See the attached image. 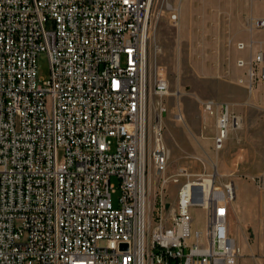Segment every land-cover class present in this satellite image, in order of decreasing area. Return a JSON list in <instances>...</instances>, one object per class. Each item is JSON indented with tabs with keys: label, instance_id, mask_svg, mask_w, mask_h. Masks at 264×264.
<instances>
[{
	"label": "built area",
	"instance_id": "obj_1",
	"mask_svg": "<svg viewBox=\"0 0 264 264\" xmlns=\"http://www.w3.org/2000/svg\"><path fill=\"white\" fill-rule=\"evenodd\" d=\"M153 1L0 0V264L238 263L233 182L206 188L188 177L170 225L163 209L154 227L149 220L150 167L166 185L170 159L162 125L170 86L163 66L152 82L147 56ZM182 1L166 5L175 26ZM247 27L264 30V19ZM41 54L51 67L42 80ZM238 66L252 92L264 81V50ZM202 105L216 115L220 152L243 119L228 103ZM176 119L184 122L181 110ZM255 182L264 192V169ZM193 207L206 212L205 233H192Z\"/></svg>",
	"mask_w": 264,
	"mask_h": 264
},
{
	"label": "rangeland",
	"instance_id": "obj_2",
	"mask_svg": "<svg viewBox=\"0 0 264 264\" xmlns=\"http://www.w3.org/2000/svg\"><path fill=\"white\" fill-rule=\"evenodd\" d=\"M167 3L176 6L179 0L153 1L147 43L152 82L157 67L163 66L170 86V93L164 98L167 113L162 118L164 142L170 150L169 182L163 184L150 167L148 216L151 226L160 221L162 209L165 221L170 225L178 189L188 177L201 181L213 179L215 185L221 188L231 182L242 183L245 191L233 202L229 224L231 233L242 247L238 264H264V192L257 188L255 182L264 169V102L255 108L251 106V101H247L249 108L237 114L243 119V126L231 133L220 152L214 149L211 122L207 118L200 122L196 118L199 113L195 106L203 100L224 102V98L233 93L230 85L235 84L233 78L241 69L238 61L246 52L237 47L243 42L240 38L241 23L247 28L250 18L264 19V0H183L178 26L170 21ZM255 32L258 34L259 49L264 50V30ZM260 70L261 66L257 68L258 72ZM50 74L49 58L41 54L38 78L48 79ZM258 83L264 84V81L258 80L255 85ZM247 90L251 95V91ZM262 96L260 101H264V92ZM159 100L157 96H151V129L160 111ZM189 101L195 103L188 105ZM179 110L185 114L184 122L176 119ZM227 158H230L228 165L232 175L218 171L219 160L227 161ZM245 166L251 168L252 174L242 169ZM177 177L175 181L173 178ZM113 182L118 183L116 179ZM120 196L119 190L113 195L115 206ZM191 215L194 219L193 235L197 231L205 233V210L193 207ZM246 217L251 219L244 226Z\"/></svg>",
	"mask_w": 264,
	"mask_h": 264
},
{
	"label": "crops",
	"instance_id": "obj_3",
	"mask_svg": "<svg viewBox=\"0 0 264 264\" xmlns=\"http://www.w3.org/2000/svg\"><path fill=\"white\" fill-rule=\"evenodd\" d=\"M240 38L246 44L253 43L250 48H248L246 50H243V51H246V52L241 54L242 59L248 60L251 57H253L258 51H260L257 32L251 33V31L248 29V27L246 28L245 25H243L242 23H241ZM241 80H243L244 83H241L240 82ZM233 82H235V84L230 85L231 90L233 91V93L230 94L228 97H225L224 98V102H221V103L230 104L234 113L239 114L240 112L244 111V109L249 108V106L246 105L247 101H251L252 102L251 106L255 107V108L260 106V102H264V101H260L263 98L262 94L264 92V84H261V83L256 84L254 89H253V91L251 92V95H249L248 90H247L248 78H247V75H246V69H244V68L238 69L236 71V76H234V78H233ZM203 101H206V100H203ZM192 102H194V101H189L187 104L189 105ZM195 106H196V112L199 113V116L196 114V118H198L200 122L203 119L207 118L212 124L213 132H214V135H215V133H216V128H215L216 115L215 114H211V113H207L205 111L202 103L199 104V105H197V103H195ZM214 135H213V138H214ZM227 159H228L227 161L226 160L223 161L221 159L219 160L218 165H217L218 171H219L220 174L232 175V172H230V167L228 165V161H230V158H227ZM259 168H263V165H259ZM242 169L244 171H246V173H249V174L251 173L252 174L251 168H249L248 166L242 167ZM234 186H235V192H236V198H237L238 196H240V194L243 191H245V188H244V185L242 183H236V184H234ZM250 219L251 218H249V217L245 218L244 226H245V224L248 223V221ZM231 235L234 237V235L232 233H231ZM246 238L247 237H246V235L244 233V239H245L246 245L248 247ZM236 240H237V238H236ZM237 242H238V240H237ZM238 244H239V246L241 248V255H242V247H241L239 242H238ZM243 249H244V245H243Z\"/></svg>",
	"mask_w": 264,
	"mask_h": 264
},
{
	"label": "bare ground",
	"instance_id": "obj_4",
	"mask_svg": "<svg viewBox=\"0 0 264 264\" xmlns=\"http://www.w3.org/2000/svg\"><path fill=\"white\" fill-rule=\"evenodd\" d=\"M204 185L206 186V188H212L213 180L209 178L205 179Z\"/></svg>",
	"mask_w": 264,
	"mask_h": 264
},
{
	"label": "water",
	"instance_id": "obj_5",
	"mask_svg": "<svg viewBox=\"0 0 264 264\" xmlns=\"http://www.w3.org/2000/svg\"><path fill=\"white\" fill-rule=\"evenodd\" d=\"M195 189H200V186H199V185H196V188H195ZM122 247H123V248H127L126 245H123Z\"/></svg>",
	"mask_w": 264,
	"mask_h": 264
}]
</instances>
